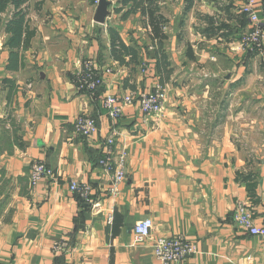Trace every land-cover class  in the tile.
Segmentation results:
<instances>
[{
	"label": "crops",
	"instance_id": "1",
	"mask_svg": "<svg viewBox=\"0 0 264 264\" xmlns=\"http://www.w3.org/2000/svg\"><path fill=\"white\" fill-rule=\"evenodd\" d=\"M110 1L109 16L98 23V0H28L15 46L5 24L0 27V264H163L153 254L154 240L176 235L197 242L199 253L171 264H264V236L233 219L236 204L247 201L255 226L264 228V128H253V118L264 123V77L256 76L260 101H246L264 64L243 46L250 23L240 2L158 0L167 20L162 47L175 67L166 80L157 69L158 42L141 13L125 16L131 6L117 10L119 0ZM10 14H3L5 22ZM112 31L136 57L116 60ZM87 59L104 74L99 94L76 86ZM221 62L228 65V94L242 91L244 101L185 97V83L198 77L193 70L203 67L204 75ZM157 86L183 98L170 97L159 117H148L137 103L119 119L101 107L104 95ZM200 89L211 91L209 83ZM82 113L97 121L94 135L75 131ZM234 113L244 119L241 135ZM110 135L116 154L127 153L116 194L109 191L113 170L99 164ZM36 161L54 178L32 185ZM72 181L91 187L94 202L79 200ZM145 218L153 220L152 235L138 244L133 227Z\"/></svg>",
	"mask_w": 264,
	"mask_h": 264
},
{
	"label": "built area",
	"instance_id": "2",
	"mask_svg": "<svg viewBox=\"0 0 264 264\" xmlns=\"http://www.w3.org/2000/svg\"><path fill=\"white\" fill-rule=\"evenodd\" d=\"M240 2V12L248 19L250 29L244 33L242 43L248 51L258 53L264 60V32L260 21V1L259 0H238ZM76 86L80 92L95 94L96 90L104 84V75L93 59H87L82 62L80 71L75 75ZM135 96L137 101H135ZM167 101L166 92L162 87L157 86L154 90L135 95L108 94L101 98V107L113 119H119L123 116L126 107L137 103L141 110L149 117L162 115L165 102ZM75 131L85 137L94 135L98 131L96 120L82 113L74 121ZM116 138L110 135L104 141V155L100 158L99 164L108 171L113 170V178L109 191L116 194L119 191L120 184L126 178L127 157L124 153L116 154ZM30 180L32 185H36L42 178H54L53 170L42 161L33 163L30 169ZM71 189L78 192L86 201L91 202V187L79 185L77 182H71ZM235 223L248 229L252 234L264 236V228H258L254 224L251 205L247 201H239L233 211ZM153 220L145 218L138 221L133 227L134 242L143 243L151 237L153 231ZM154 256L163 264L185 261L189 257L199 253L197 242L187 239L183 235L161 236L154 240ZM69 264H76L69 262Z\"/></svg>",
	"mask_w": 264,
	"mask_h": 264
},
{
	"label": "trees",
	"instance_id": "3",
	"mask_svg": "<svg viewBox=\"0 0 264 264\" xmlns=\"http://www.w3.org/2000/svg\"><path fill=\"white\" fill-rule=\"evenodd\" d=\"M28 0H0V27L5 24V31L11 33L13 36V46L19 44L22 31L23 23L25 19L26 12L24 10L25 4ZM121 6L117 10L123 9L127 6H131L127 11L125 16L130 15L135 12H140L144 18V22L151 28L152 36L157 40L159 45L158 53V63L157 69L160 71L167 70L170 66L168 60V55L163 50V41L167 38V35L164 31L166 26V18L161 13V7L158 0H119ZM11 11V14L8 20L5 22L3 19V14L5 12ZM112 44H113V55L117 61L120 63H125V56L131 55L132 57L137 56V52L124 44L117 32L112 31ZM254 54V53H252ZM166 68V69H165ZM169 72V71H167ZM164 84V81H162ZM79 200L82 202H88L84 200L80 195Z\"/></svg>",
	"mask_w": 264,
	"mask_h": 264
},
{
	"label": "rangeland",
	"instance_id": "4",
	"mask_svg": "<svg viewBox=\"0 0 264 264\" xmlns=\"http://www.w3.org/2000/svg\"><path fill=\"white\" fill-rule=\"evenodd\" d=\"M164 51L167 54L166 49ZM254 56L256 57V59L254 60V62H256L258 66L260 65V66L263 67L262 63L264 64V61L262 59V56L260 54H258V53H254ZM189 59L190 60H194V59H191V57H189ZM168 60H169V56H168ZM169 62H170L169 68H167V70L164 71V76H165L166 80L167 79H171V76H173L175 74V72H174L175 71V67H173V65H172V63H171L170 60H169ZM219 64H220V68H223V69H220L218 67L216 70L214 69V71H212L210 69V67H209V69L206 72L204 71L205 72L204 75H203V73H201V70L203 69V67H199L198 68L199 70H193L192 72L198 74L197 75L198 77L193 78L191 76L190 79L191 80L194 79V80L189 81L187 83L184 82L185 84H187L186 87H185L186 88V91L185 92L183 91V93H185V97H189L190 98L192 96V99L193 100H191V101H244V99H243V92L242 91L236 90L235 93H234V96H231V95L228 94L229 91L227 92V88L225 86V85H227L229 83V79L227 77L228 76V72H227L228 71V68L227 69H224L228 65H226L225 63L223 64L222 62L219 63ZM195 68L197 69V65L195 66ZM204 68H206V65H204ZM167 71H169V72H167ZM212 72L213 73H217L216 74L217 76H213L212 78H209L210 75H212L211 74ZM190 73H191V70H190ZM186 75H188V74H186ZM199 75L204 76L205 78H200ZM256 76H260V77L263 78L264 77V72L263 71L262 72L258 71L257 74L253 75V83H254V85L256 84V86H255V88H253L250 97H247L246 98V101H248V100H250V101H260L259 96H260V92L261 91L258 90V89H256V87H259V85L261 84V82H260L259 78L256 80ZM183 77H184V75H183ZM230 77H231V75H230ZM185 79L186 78L184 77L183 78V81H185ZM202 79H203V81H202ZM104 83H105V79H104ZM203 83H205V84H208L209 83L210 84L211 91L208 90V91H205V93H204L202 91V89H200L202 87V84ZM263 86H264V83H263ZM101 87H99L96 90V93L99 94V91H100ZM159 87H162V86H159ZM171 89H172V92H166L167 101H168V99H170V97H172V100L173 101L183 100L182 96H178L176 94L175 90L173 88H171ZM145 92H148V91H143V92L139 93L138 95H141L142 93H145ZM130 93H134V92H128V93H124V94H121V95H127V94H130ZM193 94H196L197 97H194ZM135 95H137V94H135ZM104 96H106V95H104ZM104 96H102V98ZM135 101H137L136 96H135ZM100 103H101V101H100ZM209 107H210V105L209 106L206 105V106H203L202 108H203V110H207ZM224 112L227 113L226 111H224ZM241 113L242 112L240 111L239 114H241ZM231 114H232V112H231ZM233 115H235L237 117V118L235 117L236 120H235V122H233V124H234V130H235L236 134L241 135L242 132H243V130H244V121H243L244 119H243V117H239L237 115V113H234ZM159 116H161V115L158 114L157 117H159ZM253 120L258 121L255 124L252 123L253 124V128H256V130H258L259 128H264L263 127L264 123L263 122H260L259 121V118L256 117V119L253 118ZM260 123H262V125H260ZM235 139L237 140V142L243 140L242 137L239 138L237 136H235ZM123 153L127 157V153L125 151H123ZM91 202L93 203L94 201H91Z\"/></svg>",
	"mask_w": 264,
	"mask_h": 264
},
{
	"label": "water",
	"instance_id": "5",
	"mask_svg": "<svg viewBox=\"0 0 264 264\" xmlns=\"http://www.w3.org/2000/svg\"><path fill=\"white\" fill-rule=\"evenodd\" d=\"M111 1L110 0H98L97 10L94 16V20L98 23H105L106 18L110 14Z\"/></svg>",
	"mask_w": 264,
	"mask_h": 264
}]
</instances>
